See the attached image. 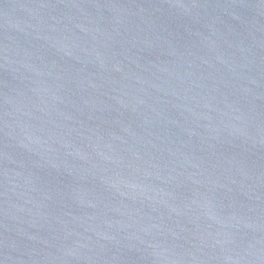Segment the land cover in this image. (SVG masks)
<instances>
[{"label":"water","instance_id":"1","mask_svg":"<svg viewBox=\"0 0 264 264\" xmlns=\"http://www.w3.org/2000/svg\"><path fill=\"white\" fill-rule=\"evenodd\" d=\"M0 264H264V0H0Z\"/></svg>","mask_w":264,"mask_h":264}]
</instances>
